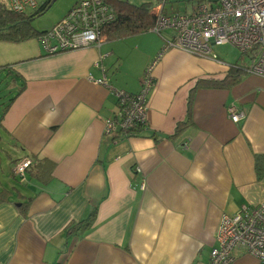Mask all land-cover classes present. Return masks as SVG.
<instances>
[{"label":"crops","instance_id":"obj_1","mask_svg":"<svg viewBox=\"0 0 264 264\" xmlns=\"http://www.w3.org/2000/svg\"><path fill=\"white\" fill-rule=\"evenodd\" d=\"M128 1L175 13L169 0ZM171 35L147 29L53 54L26 46L16 56L0 41V72L15 90L0 119V264H207L220 215L264 201V77L206 85L231 65L218 57L168 48L153 65L146 126L104 133L115 90L136 93ZM103 76L109 86L91 80ZM230 104L243 112L238 122ZM23 158L31 164L17 176L21 189L5 171ZM231 264L259 262L242 253Z\"/></svg>","mask_w":264,"mask_h":264},{"label":"built area","instance_id":"obj_2","mask_svg":"<svg viewBox=\"0 0 264 264\" xmlns=\"http://www.w3.org/2000/svg\"><path fill=\"white\" fill-rule=\"evenodd\" d=\"M47 0H6V6L17 13L39 10ZM112 6L105 0H77L66 14L50 28L37 35L45 53L53 54L79 47L99 46L102 31L115 20ZM149 30L160 33L170 29L157 57L143 72L136 93L115 90L116 112L104 119V133L112 136L133 134L147 124V94L154 86L153 65L168 48H177L200 57L211 54L212 45L229 44L247 53L250 62L244 72L264 77V0H215L197 4L189 12L166 14L162 6L156 12ZM93 82L109 86L105 76ZM233 122L243 117L235 105L227 106ZM31 161L23 158L15 164L14 173L24 179ZM216 246L207 264H231L236 256L247 253L264 264V201L243 205L233 213H222L215 233Z\"/></svg>","mask_w":264,"mask_h":264},{"label":"trees","instance_id":"obj_3","mask_svg":"<svg viewBox=\"0 0 264 264\" xmlns=\"http://www.w3.org/2000/svg\"><path fill=\"white\" fill-rule=\"evenodd\" d=\"M105 1L113 7L116 17L111 24L103 29V40L139 34L154 24L157 12L154 9V1H145L140 4H133L128 0ZM49 2L50 0H47L44 6L39 10L30 12L29 14H23L10 10L4 2L0 1V41L18 43L37 37L38 34L45 31L46 29L37 30L33 28L30 21L43 13ZM244 68L245 66L240 63L231 64L229 65L227 74L223 79L217 81L210 79L204 81V83L215 87H229L240 80V75L241 73H244ZM17 94L18 92H16V95ZM13 98L14 97H11L8 100V103L2 108L0 119ZM189 102H191V100H189ZM262 168H264V165H262ZM88 221L89 219L69 224L67 231L71 232L77 230L82 223L85 225Z\"/></svg>","mask_w":264,"mask_h":264},{"label":"rangeland","instance_id":"obj_4","mask_svg":"<svg viewBox=\"0 0 264 264\" xmlns=\"http://www.w3.org/2000/svg\"><path fill=\"white\" fill-rule=\"evenodd\" d=\"M6 3V0H0ZM76 0H55L53 4L47 8L42 14L36 16L31 19V25L33 28L37 30H43L50 28L54 23L59 21L68 11V9L72 6V4ZM199 1L204 2H214L215 0H169L166 2V10L168 12H180L185 13L192 10L195 4ZM27 12L26 14H29ZM170 30V29H166ZM25 42V41H22ZM28 44L24 45V47H18L15 44L21 43H12L8 42L7 47H3V50L8 52L9 54H14L11 56H16L20 54V50H25L26 46L28 49H34L40 47L42 49L41 43L39 44L36 38H31L27 40ZM11 43V44H10ZM16 46V47H14ZM7 48V49H6ZM211 54H215L220 60L228 63H244L250 62V58L247 53H241L234 46L229 44L224 45H212L211 46ZM11 78L4 71L0 72V113L2 112V108L4 105L8 103V100L15 94V90L12 89L13 84L10 82ZM12 85V86H10ZM1 135V132H0ZM2 140H0V147L3 146ZM1 158H4L3 155H0ZM16 164V163H15ZM9 171H5V176L8 178L10 182H13L14 186L17 188H23L20 183L18 177L11 172V163L8 164ZM11 173V174H10Z\"/></svg>","mask_w":264,"mask_h":264},{"label":"clouds","instance_id":"obj_5","mask_svg":"<svg viewBox=\"0 0 264 264\" xmlns=\"http://www.w3.org/2000/svg\"><path fill=\"white\" fill-rule=\"evenodd\" d=\"M193 176L199 181H205L206 180V176L202 173V171L200 169H197L193 173Z\"/></svg>","mask_w":264,"mask_h":264},{"label":"water","instance_id":"obj_6","mask_svg":"<svg viewBox=\"0 0 264 264\" xmlns=\"http://www.w3.org/2000/svg\"><path fill=\"white\" fill-rule=\"evenodd\" d=\"M54 1H55V0H50V2H49V4H48L47 8H49V7L53 4ZM47 8H46V9H47Z\"/></svg>","mask_w":264,"mask_h":264}]
</instances>
